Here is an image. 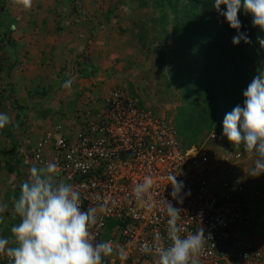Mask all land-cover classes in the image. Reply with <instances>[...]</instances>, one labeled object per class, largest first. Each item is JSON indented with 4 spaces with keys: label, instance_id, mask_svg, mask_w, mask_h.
I'll use <instances>...</instances> for the list:
<instances>
[{
    "label": "built area",
    "instance_id": "1",
    "mask_svg": "<svg viewBox=\"0 0 264 264\" xmlns=\"http://www.w3.org/2000/svg\"><path fill=\"white\" fill-rule=\"evenodd\" d=\"M81 110L72 136L45 132L27 147V155L33 167L55 163L58 181L79 191L81 209H96L89 228L94 244L102 242V231L110 227L103 242H110L113 252L102 257L105 264H158L156 248L171 244L162 203L172 199L170 173L191 193L182 204L172 201L181 209V237L204 230L200 264H264V253L236 233L241 216L230 175L249 154L243 145L233 147L215 129L183 144L171 119L120 88ZM220 174L229 176L215 180ZM146 177L153 184L137 199L133 189ZM143 245L152 252H144ZM0 264H11L3 252Z\"/></svg>",
    "mask_w": 264,
    "mask_h": 264
},
{
    "label": "rangeland",
    "instance_id": "2",
    "mask_svg": "<svg viewBox=\"0 0 264 264\" xmlns=\"http://www.w3.org/2000/svg\"><path fill=\"white\" fill-rule=\"evenodd\" d=\"M147 1V6L139 7L136 0H123L117 3L114 13L108 15V8L113 0L89 2L82 0L83 12L81 10L82 15H80L73 9V6L80 5L77 0H0V9L6 14L9 15L10 11L20 13L17 29L19 31L22 28L21 37H27L31 28L39 30L38 36L47 35L51 23L46 22L49 18L44 12L52 9L53 6L59 11L63 6L65 8L63 11L67 12L62 14L63 17L60 14L59 18H53L51 30L55 29L56 37L61 41V48L68 49V45L70 50L68 55L70 61L62 56V61H54L55 54H53L49 65L43 63L40 68L37 63H32L31 66L29 61H19L21 66L25 63L29 65L27 69L31 72L30 83L26 81L23 72H17L19 71L17 61L15 64L18 68L12 66L7 71L6 77L4 76L6 70L0 71V112L7 114L11 120L9 126L0 130V200L3 199L1 203L6 201L9 204L13 196H18L20 185L30 177L29 171L20 172L17 167L15 170V164L23 163L26 154L25 161L33 166L28 158L27 148L13 146L10 139L14 138L15 141L25 139L26 144H31L32 118L40 120L44 116L43 113L48 114V110L47 112L44 110H51L50 103L54 106L66 103L67 109L70 105L74 107L77 98L84 90L94 95L87 96L89 98L87 107H95L97 103H101L114 88L133 94L138 98L139 104L155 109L159 114L174 121L178 137L183 138L181 128L184 117L182 113L174 117L177 110L184 105L181 88L172 83L167 69L171 64L170 59L174 57L169 46L174 42L170 33H164L158 27L159 14L151 0ZM92 9L93 18L86 17L90 16ZM28 13L30 17L27 16ZM168 16H171V13ZM41 18H44L42 24ZM37 24H41L44 29L40 30ZM71 26L78 27L80 32H72L62 37L59 29L67 28L68 32H71ZM170 27L171 24L168 22L169 30ZM18 33L15 38H13L14 34L13 37L11 36L13 41H18L16 39ZM67 36V40H63ZM21 37L19 36L18 39ZM83 41L85 44L81 47ZM38 42L42 45L40 41ZM55 48L56 46L54 50ZM80 49L81 53H79ZM16 53L17 51L2 47L0 40V68L2 65L15 62L13 60ZM66 81L71 83L66 85ZM62 92L66 96L59 97ZM92 100H94L93 105L90 104ZM198 105L206 107L203 103ZM36 106L42 111H35ZM81 109H72V116L78 117ZM197 109L195 106L191 111L193 116H196ZM246 153H249L246 157L254 154L252 150H246ZM19 155H22V158ZM10 165L14 166L12 170L7 168ZM4 213V211L0 212V221L7 216V213ZM4 233L5 231L2 234ZM109 233L110 227L106 226L100 235V240L105 241Z\"/></svg>",
    "mask_w": 264,
    "mask_h": 264
},
{
    "label": "clouds",
    "instance_id": "3",
    "mask_svg": "<svg viewBox=\"0 0 264 264\" xmlns=\"http://www.w3.org/2000/svg\"><path fill=\"white\" fill-rule=\"evenodd\" d=\"M212 8L235 30L231 41L234 46L241 41L251 43L247 31H241L240 17H247L261 33L257 41L264 48V0H212ZM242 96V104L225 113L221 136L233 147L243 145L246 150H252L257 159L249 175L256 177L264 174V72L253 77ZM10 124L9 116L0 112V130ZM56 169L55 163L30 169L29 179L20 185L14 200V214L19 220L11 225L8 236L0 235V252L10 258L11 264H105L102 257L113 252L112 245L110 242L94 244L89 232L96 220V209L82 210L79 191L71 184L58 181ZM167 179L172 199L162 203L168 217L167 234L171 244L156 248L158 264H200L206 240L204 230L201 228L182 238V229L177 223L181 209L172 203L182 204L183 198L191 194L190 190L184 191V182L172 173ZM152 184L150 177L138 183L133 189L136 198L142 199ZM146 207L151 208V204ZM159 238L157 234L156 239ZM142 250L152 252L147 245Z\"/></svg>",
    "mask_w": 264,
    "mask_h": 264
},
{
    "label": "trees",
    "instance_id": "4",
    "mask_svg": "<svg viewBox=\"0 0 264 264\" xmlns=\"http://www.w3.org/2000/svg\"><path fill=\"white\" fill-rule=\"evenodd\" d=\"M81 1L77 0L80 5L73 6L75 13L80 15L83 12ZM136 1L139 7L148 5L147 0ZM118 2L123 0H113L108 15L114 13ZM151 3L159 14L158 27L162 32L170 33L174 42L169 46L174 57L167 69L172 83L181 88L184 101L174 115L182 113L184 117L181 142H197L211 129L221 132L225 113L236 104H242L243 90L255 75L264 72V48L257 41L261 33L252 27L249 18L240 17L241 31H247L251 43L241 41L234 46L231 41L235 30L230 29L213 10L212 0H151ZM64 9L62 6L59 11H54L60 15ZM169 13L171 16H168ZM15 23L14 18L0 9V40L2 47L10 51L14 44L11 33ZM15 63L1 66V72L6 70L5 77ZM200 103L206 107L198 105ZM195 106L198 109L193 116L191 111ZM174 128L176 130L175 125ZM8 169L12 170L13 166Z\"/></svg>",
    "mask_w": 264,
    "mask_h": 264
},
{
    "label": "crops",
    "instance_id": "5",
    "mask_svg": "<svg viewBox=\"0 0 264 264\" xmlns=\"http://www.w3.org/2000/svg\"><path fill=\"white\" fill-rule=\"evenodd\" d=\"M89 2L90 0H83ZM49 8V7H48ZM55 6L52 7V9L47 10V12H44L45 15H48L47 17V23H51V26H53V18H59V14L54 11ZM58 10V9H56ZM13 11V10H12ZM30 11V10H29ZM37 11V10H35ZM92 12L89 14L90 17L94 16L91 15L93 14V9L91 10ZM31 12V11H30ZM29 12V13H30ZM38 12V11H37ZM67 11L60 12L61 15ZM27 14L28 17H30V14ZM20 13H9V16L15 19V22H17V19L20 18L18 17ZM88 14V13H87ZM57 16V17H56ZM63 17V15H62ZM43 19H40L41 24L43 23ZM40 26V30H43L44 27L42 25ZM15 29L12 31L11 36L15 38V35L18 33V37L23 34L22 28L17 29L18 22L15 23ZM51 26L48 28L47 35L43 36H38L37 31L35 28H31L29 30L27 37H21L16 39L18 41L14 40V46L12 48V51H17L16 55L14 56V61L19 65V61H29L30 65L32 66V63H37V66L39 68L43 63L46 65H49L48 63L51 62L50 58L52 57L51 55L55 54L54 61H62V57H65L67 61L69 60V47L67 45V48H61V41H59L60 38L56 37L55 34V29L54 31L51 30ZM69 29L62 28L59 30V33L61 34L62 37L64 35H70L72 32H80V29L78 27H72L71 32H68ZM68 36L63 39L67 40ZM43 40V41H42ZM41 42L42 45H39V42ZM85 42L83 41L82 46L83 47ZM54 46H56L54 50ZM81 49L80 52L81 53ZM53 61V60H52ZM72 62V61H71ZM15 64V66H16ZM57 64V63H56ZM58 65V64H57ZM28 64L25 63L23 66L21 64L19 65V71L17 72H23V74L26 75V81H29L31 79V72L28 71ZM18 68V66H16ZM23 69V70H22ZM27 69V71H24ZM62 95L59 97H64L65 93L62 92ZM90 95L91 97L94 96L92 93H89L88 91L84 90L82 94L77 98L76 100V105L70 107L67 109L66 108V103H60L57 106H54L52 103H50L49 107H51V110L45 109L44 111L47 112L48 114L43 113V117L40 120H37L35 117H33L31 121L32 123V139H31V144H26L25 139L24 141H15L14 138L10 139V143L14 145H19L22 147H31L34 145V143L44 134L45 132H52L55 130H58L59 133L65 135V136H72L75 131L78 128V120L72 116L71 112L72 109H77V108H85L89 105L88 101L89 98L87 97ZM72 99V98H71ZM70 101V100H69ZM41 103V102H40ZM73 104V103H70ZM91 105L94 104V100L91 101ZM52 105L54 106L52 108ZM35 111H42L41 108H38L37 106L35 107ZM68 110V111H67ZM26 144V145H25ZM24 147V148H25ZM5 153V152H4ZM25 154V153H24ZM25 156L23 159V163L15 164V170L16 167L19 169L20 172H27L29 171L30 174V169L33 168L31 163H27L25 161ZM19 157L22 158V155H19ZM27 157V156H26ZM6 158V157H4ZM257 159V156L253 154L252 156L246 157L243 159L238 165L235 167L234 175L231 174V178L235 180V185L233 187L235 193L237 194L238 198L237 201L239 203V211H240V222L237 227V234L242 237L244 240L251 242L254 244L258 249H260L264 253V174H261L259 176L253 177L250 176L249 174L251 173L252 169L254 168L255 160ZM22 160V159H21ZM14 167V166H13ZM8 168V167H7ZM15 174V173H14ZM217 179L215 180H220L221 177H227L229 174L224 175H216ZM241 186L242 189L239 190L238 187ZM1 193V191H0ZM16 196H13L10 200V203L4 202L1 203L0 205L3 206V209L0 210V212H5L7 213V216L3 219V221H0V235L8 236L9 235V229L11 225L14 223H17L19 220V217L14 214V200ZM1 199V198H0ZM0 201H3L0 200ZM7 203V204H6ZM4 213V214H5ZM7 230V231H6ZM3 231H5L4 234Z\"/></svg>",
    "mask_w": 264,
    "mask_h": 264
}]
</instances>
